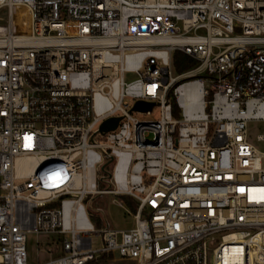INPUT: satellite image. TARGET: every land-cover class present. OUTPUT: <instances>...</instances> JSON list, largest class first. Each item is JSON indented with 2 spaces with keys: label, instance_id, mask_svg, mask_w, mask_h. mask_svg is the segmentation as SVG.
Listing matches in <instances>:
<instances>
[{
  "label": "built area",
  "instance_id": "2783aa9c",
  "mask_svg": "<svg viewBox=\"0 0 264 264\" xmlns=\"http://www.w3.org/2000/svg\"><path fill=\"white\" fill-rule=\"evenodd\" d=\"M1 20L0 264H264V0H0ZM28 232L58 236L43 261Z\"/></svg>",
  "mask_w": 264,
  "mask_h": 264
},
{
  "label": "rangeland",
  "instance_id": "374dc122",
  "mask_svg": "<svg viewBox=\"0 0 264 264\" xmlns=\"http://www.w3.org/2000/svg\"><path fill=\"white\" fill-rule=\"evenodd\" d=\"M1 20L0 22H2ZM173 72L177 73L178 71L175 68V65L173 64ZM128 78H134L137 77L138 74L135 72L128 73ZM132 114L139 119H157L160 117V108L159 106H155L151 112H141V111H132ZM248 130L250 133V140L255 142V136L257 133L264 131V120H251L248 123ZM147 139L152 140L154 139V132H150L147 135ZM124 200L126 203L129 205L132 202V197L129 195H124L123 196ZM98 202L95 204H100L104 208V212L98 213L91 215V219H93L95 225L97 227H101L105 224V219H110L111 220V215L108 210V195H103L99 199H97ZM95 220H94V218ZM58 238L56 234L53 233H43V232H28L27 233V239H26V245H27V251H28V257L30 262H36L37 260L43 261L47 253L46 251L42 248L44 246H48L50 242H53ZM100 239V238H99ZM101 243V240H99V244ZM51 247V245L49 246ZM97 264H132L129 261L125 260H119L113 262V260H107L106 257L103 260H100L97 262Z\"/></svg>",
  "mask_w": 264,
  "mask_h": 264
},
{
  "label": "trees",
  "instance_id": "16d2710c",
  "mask_svg": "<svg viewBox=\"0 0 264 264\" xmlns=\"http://www.w3.org/2000/svg\"><path fill=\"white\" fill-rule=\"evenodd\" d=\"M194 63H195V60L192 57H190L189 55H187L186 53L179 51V50H177L175 52V54H174V65H175V68L178 72H182V71L186 70L190 66L194 65ZM175 114H178L177 109H175ZM130 205H132V204H130ZM132 208H134V206ZM105 257H106V254H102L100 256L99 261L103 260ZM99 261L90 260L86 264H97V262H99Z\"/></svg>",
  "mask_w": 264,
  "mask_h": 264
},
{
  "label": "water",
  "instance_id": "95a60500",
  "mask_svg": "<svg viewBox=\"0 0 264 264\" xmlns=\"http://www.w3.org/2000/svg\"><path fill=\"white\" fill-rule=\"evenodd\" d=\"M155 102L153 101H146V100H137L133 106L134 110H148L153 107ZM120 117L118 116H113L110 118H107L106 120L103 121L101 124V129L102 130H109V129H114L117 126V123L119 121Z\"/></svg>",
  "mask_w": 264,
  "mask_h": 264
}]
</instances>
